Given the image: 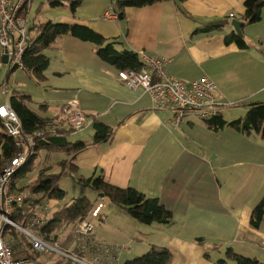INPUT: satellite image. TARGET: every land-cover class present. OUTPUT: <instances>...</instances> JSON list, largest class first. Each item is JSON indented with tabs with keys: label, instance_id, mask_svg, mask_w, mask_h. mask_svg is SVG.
<instances>
[{
	"label": "crops",
	"instance_id": "crops-1",
	"mask_svg": "<svg viewBox=\"0 0 264 264\" xmlns=\"http://www.w3.org/2000/svg\"><path fill=\"white\" fill-rule=\"evenodd\" d=\"M73 1L31 0L22 15L28 28L46 20L86 25L120 40L119 50L166 58L167 72L184 81L210 78L223 92L220 116L226 122L244 117L246 104L264 102V8L258 22L241 28L248 47L240 48L236 42L227 43V36L236 33L231 23L242 21L246 0H186L180 7L164 0L127 7L117 20L104 18L116 0H83L76 17L70 11ZM227 17L230 22L220 30L197 31ZM97 48L62 36L44 51L50 58L45 82L24 69L12 70L5 63L1 67L0 86L4 81L10 86L8 95L0 93L4 103L18 94L28 97L24 102L47 119L52 131V146L39 150L38 167L28 181L44 167L71 160L83 177L104 176L112 185L158 198L173 213V221L165 224L130 217L137 224L127 219L125 229H114L111 240L122 242L116 244L149 241L150 249L163 247L172 253L169 264H215L229 248L264 262V219L258 228L251 223L264 199V139L228 125L213 130L208 121L192 115L174 126L172 111L155 109L149 93L124 86L119 70L102 60ZM71 101L91 121L114 129L113 140L95 143L93 122L75 132L62 111ZM74 143L80 148L74 158L56 147ZM103 222L101 218L100 225Z\"/></svg>",
	"mask_w": 264,
	"mask_h": 264
},
{
	"label": "trees",
	"instance_id": "trees-1",
	"mask_svg": "<svg viewBox=\"0 0 264 264\" xmlns=\"http://www.w3.org/2000/svg\"><path fill=\"white\" fill-rule=\"evenodd\" d=\"M83 0H74L70 5V11L73 17H76V10ZM164 0H116L113 2V6L117 8L116 12L119 14L124 12L127 7H145L153 5L156 2ZM177 6L180 7L186 0H174ZM264 8V0H246L245 10L241 15V21L244 25L258 22L261 19V12ZM25 9V8H24ZM24 10L20 15L23 17ZM23 14V15H22ZM235 17V16H234ZM233 17V18H234ZM229 17L219 21L208 22L205 25L199 27L197 31H214L220 30L229 23ZM30 40L32 46L29 47L23 56L24 70L33 73L39 82H45V71L49 68L50 58L44 53L48 48L55 45L58 40L64 35H71L82 41L91 42L95 44L97 53L102 60L112 65L119 71L121 70H135L140 71L142 69V63L139 58V53H135L130 50H119L118 46L122 43L118 39L106 38L103 35L97 33L93 29L86 25L74 24L68 25L59 23L53 20H46L44 22L36 23L32 27L28 28ZM236 32V31H235ZM236 42L240 48H247L248 44L237 33H232L227 36V43ZM18 68V67H17ZM17 68H11L17 69ZM28 97L18 94L12 96L9 99V103L17 113L21 120L23 129L27 134L37 135L38 132H43L44 136L37 138V146L35 148L36 156L33 157L29 163L23 166L16 174L13 180V190L15 191H28L34 194L41 195L40 200L42 202L49 201H62L66 198V191L59 186V179L62 174H74L79 173L78 167L72 163L71 160L59 161L56 166L44 167L38 171L35 180L24 185H19V182L29 177V173L34 172L35 160L38 156L40 149L51 148L52 131L48 128V122L46 118L40 116L32 108H30L24 101ZM249 106V110L242 118L226 122L222 116L217 115L210 120L209 126L213 130H218L228 125L234 129L241 130L247 135H260L264 139V102H255L246 104ZM89 118V117H88ZM90 119V118H89ZM93 129L95 130V143L110 142L113 140L115 130L105 125L104 123L93 121ZM46 140L48 142H46ZM77 143L71 146L61 144L60 150H64L65 153L73 154L74 158L77 152L80 150L77 147ZM66 146V147H65ZM65 147V149H63ZM0 149L2 151L0 155V173L4 166L13 158L20 150L13 137H11L4 129L3 122L0 118ZM60 168L58 172H52L55 168ZM78 183L83 187L90 188L97 193H103L105 197L109 198L110 203L120 206L128 215L136 221L143 222L145 224L160 223L165 224L173 221V213L168 210L158 198L149 197L138 190L127 187L120 188L110 184L104 178V176L98 177H82L78 176ZM29 201L22 205H15L13 208V219L16 223L20 224L30 217H33L34 206L39 202ZM37 208V207H36ZM93 208L87 197H80L72 202L65 203L62 207L56 211L52 218L44 219L45 224L42 228V234L46 238H51L52 241H57V230L70 228L73 223L79 219H86ZM48 210V209H47ZM32 215V216H31ZM264 219V199L254 209L251 223L254 228H258ZM55 233V234H54ZM18 232L14 229L9 231L10 240L13 242L14 254L18 257H37L39 254L31 252V245L27 238L20 243L17 239ZM29 247V248H28ZM32 250V249H31ZM173 258L172 253L163 247H152L146 254L138 256L136 258L125 261L123 264H169ZM215 264H264V262L258 259H249L238 255L232 248L226 251V257L218 260Z\"/></svg>",
	"mask_w": 264,
	"mask_h": 264
},
{
	"label": "built area",
	"instance_id": "built-area-1",
	"mask_svg": "<svg viewBox=\"0 0 264 264\" xmlns=\"http://www.w3.org/2000/svg\"><path fill=\"white\" fill-rule=\"evenodd\" d=\"M31 0H0V70L6 57L11 68L25 69L23 56L32 46L27 20L20 15ZM233 18L234 14L231 13ZM107 20H117L113 5L104 13ZM140 71L121 70L118 79L129 89H142L149 93L155 109L172 111L171 122L179 126L189 115L202 121L217 116L225 106L224 95L219 86L208 77L184 81L170 75L166 66L168 60L146 52H140ZM6 95L9 83L1 85ZM63 114L75 131L87 129L92 121L83 114L75 101L63 108ZM0 118L5 131L14 138L20 149L4 166L0 173V264H121V255L131 248L130 244L109 245L95 240V225L86 219H79L65 233H58V240L52 241L42 234L45 224L39 214H46L49 202H42L41 195L28 191L13 190V180L17 172L36 156L37 138L44 136L25 133L21 120L9 103L0 105ZM37 209L31 219L20 224L13 219V208L25 202L37 201ZM100 225V223H99ZM18 230L28 239L37 257H18L14 254L9 231ZM50 257L56 260L50 261ZM49 259V260H47Z\"/></svg>",
	"mask_w": 264,
	"mask_h": 264
},
{
	"label": "rangeland",
	"instance_id": "rangeland-1",
	"mask_svg": "<svg viewBox=\"0 0 264 264\" xmlns=\"http://www.w3.org/2000/svg\"><path fill=\"white\" fill-rule=\"evenodd\" d=\"M31 20V17L30 19ZM4 63V62H3ZM8 63V62H7ZM5 63V64H7ZM0 103H4V99L0 97ZM2 151L0 149V155ZM61 157V155H60ZM39 162H35L34 166L35 169H37ZM61 172V171H60ZM35 174V171L32 173H29V178L25 179L24 183H30L28 180L32 178L31 176ZM78 176H82L83 174H77L74 173L73 175L70 173L62 174L59 179V186L64 191H66V198L62 201H59L58 203H55V201L49 203V209L46 211V214H39V216L44 219L46 217L47 220L51 219L53 214L58 211L62 205L68 202H72L73 200L80 198V197H87V199L93 203V208L90 212V214L86 217V220L89 222H92L95 227V240L98 242H105L109 245H116V243H122V242H113L111 239H114V229L120 227L121 229H125L127 227V221H133L137 224L135 220H132L128 213L124 211L120 206L110 204L105 205L104 200L99 196L97 192L90 188L83 187L81 184L78 183L77 179ZM33 213H37L39 209L34 206V209L32 207ZM32 216V215H31ZM32 217L28 218L31 219ZM101 218H104V222L99 225ZM128 219V220H127ZM78 221V220H77ZM68 230V228L64 227V229L57 230V233H65ZM18 232L17 239L20 241V243H25L24 236L21 235V233L16 229ZM55 234V233H54ZM149 234V233H148ZM151 237V235H150ZM121 239V238H118ZM12 242V241H11ZM13 243V242H12ZM29 248V247H28ZM149 241L141 242L139 240H133V246L132 249L126 253V255L122 258L121 264L124 263L127 260L136 258L138 256H142L146 254L149 251ZM32 252V250L30 249ZM51 262L56 260L55 257L49 258ZM47 259V260H49Z\"/></svg>",
	"mask_w": 264,
	"mask_h": 264
},
{
	"label": "water",
	"instance_id": "water-1",
	"mask_svg": "<svg viewBox=\"0 0 264 264\" xmlns=\"http://www.w3.org/2000/svg\"><path fill=\"white\" fill-rule=\"evenodd\" d=\"M121 18H122V13L119 14V19H121ZM231 24L234 27L236 33L239 36H242V29L241 28H242L243 23L240 22L239 20H233ZM3 61H4V63H7L8 62L6 57L3 58ZM99 195L101 197H104L105 196L103 193H99Z\"/></svg>",
	"mask_w": 264,
	"mask_h": 264
},
{
	"label": "bare ground",
	"instance_id": "bare-ground-1",
	"mask_svg": "<svg viewBox=\"0 0 264 264\" xmlns=\"http://www.w3.org/2000/svg\"><path fill=\"white\" fill-rule=\"evenodd\" d=\"M0 93H1V95H5L4 93H3V90H2V87L0 86ZM8 93H9V91H8ZM8 93L6 94V95H8ZM5 95V96H6ZM5 103H9V101L6 99V101H5ZM5 103H3V104H5ZM3 104H1V105H3ZM10 104V103H9ZM12 107V106H11ZM14 110V109H13ZM132 249V246H131V248L128 250V251H125V252H123L122 253V255H121V261H122V258L126 255V253L127 252H129L130 250ZM123 264V263H122Z\"/></svg>",
	"mask_w": 264,
	"mask_h": 264
}]
</instances>
